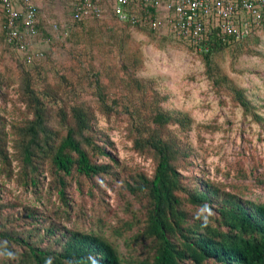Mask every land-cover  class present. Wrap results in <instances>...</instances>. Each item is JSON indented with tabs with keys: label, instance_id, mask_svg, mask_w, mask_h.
I'll list each match as a JSON object with an SVG mask.
<instances>
[{
	"label": "trees",
	"instance_id": "1",
	"mask_svg": "<svg viewBox=\"0 0 264 264\" xmlns=\"http://www.w3.org/2000/svg\"><path fill=\"white\" fill-rule=\"evenodd\" d=\"M49 1H64V6L71 7V24L64 25L66 31L72 24L84 28L87 23L116 20L125 29L138 28L153 35L166 32L178 39L167 29L155 31L120 21L113 15L98 20H75L74 0L70 6L65 0ZM34 2L39 31L45 32L42 7ZM61 24L54 22L50 26L59 30ZM263 27L264 16L259 27L241 44L233 36L222 38L215 32H209L213 44L208 49L189 44L199 52L215 86L227 89L248 112L254 105L246 90L235 83L215 58L228 47L238 49L248 45ZM90 28L75 34L79 43L81 37L91 36ZM22 57L17 76H6L0 69V95L7 101L11 94L9 87L16 83V92L25 105L23 117L9 118L0 111V264H131L129 255L120 250L106 231L98 228L104 222L103 216L100 222L86 223L85 230L77 224H64L61 219L72 221L76 213L68 196L72 187L81 191L89 186L93 191L101 188L102 183L113 185L118 180H122L121 193L127 191L124 199L132 219H121L126 225L124 229L113 225V235L123 239L138 264H264V202L226 189L207 175L197 162V149L181 135L193 128L190 114L164 107L162 102L167 95L142 79H133L141 88L142 103L135 109L136 118L130 128L133 148L152 158L154 171L152 175L139 171L122 179L118 168L121 164L108 149L113 142L98 125V112L93 105L78 94L62 96L61 83L51 84L40 67L32 69V64ZM132 59L138 66V59ZM82 66L87 65L83 62ZM60 77L62 83L67 82L64 74ZM84 78L98 89L102 112L112 115L119 100L108 102L110 90L99 70L87 68ZM255 116L264 123L261 114L255 112ZM7 180H16L26 194L33 193L35 200L11 198ZM54 194L59 202L52 201ZM49 202L54 208L46 205ZM104 204L110 208L109 203ZM204 206L210 209V214L201 211ZM92 217L95 219V214Z\"/></svg>",
	"mask_w": 264,
	"mask_h": 264
},
{
	"label": "rangeland",
	"instance_id": "2",
	"mask_svg": "<svg viewBox=\"0 0 264 264\" xmlns=\"http://www.w3.org/2000/svg\"><path fill=\"white\" fill-rule=\"evenodd\" d=\"M36 1L42 7V18L46 24L43 27L45 32L39 31L32 51H41L44 56L30 67H40L51 84L61 83L63 88L59 93L62 96L78 94L93 105L98 112V125L109 133L113 142L108 149L121 164L118 168L122 179L139 171H146L150 175L154 171L152 158L134 150L130 134L136 118L135 109L142 105L141 88L133 81L138 78L167 95L162 102L164 107L180 109L192 116L193 128L181 135L195 146L197 162L201 163L212 180L246 198L264 202V123L255 116L256 112L264 118V27L250 38L245 47H228L217 53L215 58L235 83L246 90L254 105L248 112L235 102L227 89L215 86L199 52L170 34L162 32L153 35L138 28L125 29L124 24L116 20L87 23L84 28L72 24L66 31L64 25L71 24V7L68 9L64 6V1ZM70 1L73 0H65L69 6ZM54 22L62 23L59 30L51 27ZM3 23L4 18L0 13V69L6 76H17L23 57L5 42ZM93 25L97 26L90 28ZM88 27L91 36L81 37L82 43H79L75 34ZM132 57L138 59V66L134 65ZM83 62L86 67L82 66ZM87 68L101 73L103 82L110 90L107 93L109 103L118 98L112 115L108 116L100 109L98 89L91 87L84 78ZM62 74L68 78L67 82L62 83ZM9 88L11 94L7 101L0 95V111L9 118L25 116V105L16 92V83ZM194 170L192 167L191 172ZM6 185L12 192L11 198L25 202L35 200L33 193L26 194L16 180H7ZM122 189V180L113 185L102 183L101 188H94L93 191L89 186L81 191L72 187L68 196L75 205L76 213L72 221L64 217L61 219L65 220L64 224H77L85 230L86 223H92V220L100 222L99 218L103 216L104 222L98 228L106 231L120 250L129 255L131 264H138L135 254L128 250L123 239L113 235V225H121L124 229L126 225L121 219H132L124 199L127 191L121 193ZM52 201L59 202L57 194L52 195ZM104 202L109 203L110 208L105 207ZM46 205L54 208L53 203ZM94 214L95 219L92 217Z\"/></svg>",
	"mask_w": 264,
	"mask_h": 264
},
{
	"label": "built area",
	"instance_id": "3",
	"mask_svg": "<svg viewBox=\"0 0 264 264\" xmlns=\"http://www.w3.org/2000/svg\"><path fill=\"white\" fill-rule=\"evenodd\" d=\"M111 9V12H107ZM7 43L32 64L43 52L32 51L39 35L34 0H0ZM73 18L120 21L169 30L178 39L208 49L209 32L242 41L261 24L264 0H74ZM57 27V26H56Z\"/></svg>",
	"mask_w": 264,
	"mask_h": 264
},
{
	"label": "clouds",
	"instance_id": "4",
	"mask_svg": "<svg viewBox=\"0 0 264 264\" xmlns=\"http://www.w3.org/2000/svg\"><path fill=\"white\" fill-rule=\"evenodd\" d=\"M201 211L202 212H209V214H210V209H208L207 206H204V208Z\"/></svg>",
	"mask_w": 264,
	"mask_h": 264
},
{
	"label": "crops",
	"instance_id": "5",
	"mask_svg": "<svg viewBox=\"0 0 264 264\" xmlns=\"http://www.w3.org/2000/svg\"><path fill=\"white\" fill-rule=\"evenodd\" d=\"M0 13H1V15H2V12H1V10H0Z\"/></svg>",
	"mask_w": 264,
	"mask_h": 264
}]
</instances>
